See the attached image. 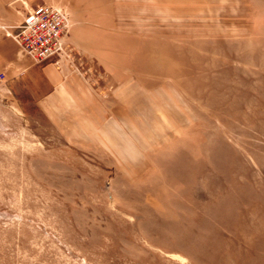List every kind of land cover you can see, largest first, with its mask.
<instances>
[{"label":"rangeland","instance_id":"374dc122","mask_svg":"<svg viewBox=\"0 0 264 264\" xmlns=\"http://www.w3.org/2000/svg\"><path fill=\"white\" fill-rule=\"evenodd\" d=\"M45 2L57 116L9 76ZM0 264H264V0H0Z\"/></svg>","mask_w":264,"mask_h":264},{"label":"built area","instance_id":"2783aa9c","mask_svg":"<svg viewBox=\"0 0 264 264\" xmlns=\"http://www.w3.org/2000/svg\"><path fill=\"white\" fill-rule=\"evenodd\" d=\"M70 26L67 9L45 2L32 8L15 29L8 31V35L14 38L21 53L40 62L71 55L67 40Z\"/></svg>","mask_w":264,"mask_h":264},{"label":"crops","instance_id":"0c3cea01","mask_svg":"<svg viewBox=\"0 0 264 264\" xmlns=\"http://www.w3.org/2000/svg\"><path fill=\"white\" fill-rule=\"evenodd\" d=\"M24 62L28 64L23 66ZM12 63L11 70L14 72L9 76L12 79L22 78L27 81L28 93L50 115H60L62 101L72 99L74 102L70 80L64 77L63 71L59 70L55 62L48 61L38 64L31 61L27 55L19 53ZM16 66L20 68L19 71H16ZM67 108H73L72 104L67 105Z\"/></svg>","mask_w":264,"mask_h":264}]
</instances>
